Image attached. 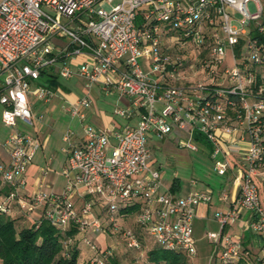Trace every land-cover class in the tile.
<instances>
[{
    "label": "built area",
    "instance_id": "built-area-1",
    "mask_svg": "<svg viewBox=\"0 0 264 264\" xmlns=\"http://www.w3.org/2000/svg\"><path fill=\"white\" fill-rule=\"evenodd\" d=\"M114 1L0 0V121L7 129L0 137V187H8L0 213L11 214L17 205L25 214L41 210L37 226L42 219L61 232L74 225L78 232L63 241L64 251L78 241L91 254L88 264H106L112 251L100 249L86 233L106 231L105 222L126 248L140 249L137 232L120 224L124 209L122 215L133 214L145 237L193 257L195 210L211 203L213 191L194 188L176 197L162 184L159 169L147 164L151 137L176 130L180 148L197 151L203 138L216 174L232 173L238 195L215 213L220 232L207 233V239L219 247V264L247 260L241 240L222 232L245 211V230L264 236V0ZM251 1L254 12L247 7ZM227 7L241 16L240 28ZM48 69L62 80L79 79L86 92L97 85L105 94L129 98L114 114L135 117L136 123L86 124L79 143L69 142L74 133L67 128L66 187L24 197L27 169L41 143L16 124L32 125L31 97L45 104L56 95L44 84L29 88L28 81ZM88 92L64 107L71 117L82 119V110L91 107ZM73 194L81 199L78 209Z\"/></svg>",
    "mask_w": 264,
    "mask_h": 264
},
{
    "label": "rangeland",
    "instance_id": "rangeland-1",
    "mask_svg": "<svg viewBox=\"0 0 264 264\" xmlns=\"http://www.w3.org/2000/svg\"><path fill=\"white\" fill-rule=\"evenodd\" d=\"M115 3H117V0L113 2V4ZM247 7L250 12H254L256 10L255 4L252 1L247 4ZM226 12L230 15L232 24L237 28H240L241 24L239 21L241 16L228 7L226 8ZM139 62L142 64L143 71H148L149 68L144 59L140 57ZM28 83L31 90L43 85L42 79L29 80ZM62 84L67 87L58 89L57 93L59 96L55 95L52 97L48 105H45L41 101H37L35 98H31V126H26L20 121H17L16 124L17 129L23 130L29 135L37 138L41 143L43 142L42 147L37 150L35 156L33 157L30 168L27 169L28 177L35 176V179L31 182L29 179H26V184H32L33 181H36L37 179V192H52L50 186L48 185V182L52 177L57 179V188L59 190L63 183H67V177L62 173L65 167V153L62 149L68 147V142L63 140V135L67 128H70L74 133L70 138L69 142H71L76 134L82 133V127L85 124H93L88 121H84L79 124L75 118H71L69 113L63 111L64 107H69L71 104L69 95H66L65 93L82 96L87 94V92L83 87L76 86V84L81 85V83L76 79L62 80ZM119 97V94L115 92L109 96H102L94 99L96 106L98 108H102V110L107 113H105L107 115L105 116L107 122L100 126V128L115 126L117 121L122 120L112 114L113 110L117 107H124L122 102H119L120 105H118L117 99ZM53 106L55 107L53 110L54 112H51L50 109ZM40 115L42 116L41 118ZM5 133H7V129L3 127L0 121V137ZM178 137L179 135L176 130L163 138H158L153 135L149 140L151 153L149 159L147 160V164L151 168L159 169L162 184L176 197L186 196V193L190 192L193 188L204 189L206 188V185L210 186L213 191L211 202L212 207L209 209L207 218L194 219L193 221V238L196 253L193 257H187V263L219 264L217 251L219 247L207 239V233L214 232L218 234L220 232V225L214 220V215L217 212L225 211L228 207H224L220 204L216 205V197L218 191H224V187L229 184H226V182L229 181L226 177L219 176L214 171L213 160L210 158L209 154L210 147L203 138L200 139L198 150L190 151L178 146ZM41 171H45L43 178L38 177V172ZM174 179L177 181L178 187L171 190ZM192 181L196 182L194 186L191 185ZM65 187L66 185H64L59 193L62 192ZM233 187L235 188V185H233ZM76 197V194H73L72 201L74 207L78 209L81 202L78 201ZM13 212L14 214L12 213L11 215L19 219L18 223L20 226H29L31 224L28 214L24 215L16 208H14ZM94 213L98 218H100V220L103 219L102 210L98 205L94 207ZM243 215H246L245 211H243ZM120 224L124 228H131L135 231L139 230L133 214H120ZM103 225L106 231L88 229L86 236L100 249H110L112 251L114 263H112V259L110 258L106 264H152L148 261L146 254V252L154 246L151 240L143 237L140 249H128L125 247L118 232H111L108 228H106L107 226L105 225V222H103ZM241 229L245 230V223L243 220L238 219L233 225H230L224 232H222V237L224 238L230 236L241 240V238L248 237L252 234L251 231L242 232ZM239 231H241L242 235L239 234ZM73 245L80 247L79 251H81V254L79 256V261H82L89 253L87 247L78 241H76ZM258 246H252L254 248V252L256 253H259L260 251ZM89 255L91 254L89 253ZM262 258L263 256L260 259Z\"/></svg>",
    "mask_w": 264,
    "mask_h": 264
},
{
    "label": "trees",
    "instance_id": "trees-1",
    "mask_svg": "<svg viewBox=\"0 0 264 264\" xmlns=\"http://www.w3.org/2000/svg\"><path fill=\"white\" fill-rule=\"evenodd\" d=\"M251 35L263 39L255 32ZM236 51L238 52V48ZM40 79L46 87L52 90L56 91L64 87L62 80L52 69L43 70ZM177 187L178 183L174 179L171 190ZM124 212L126 210H121V214ZM36 221L39 220H34L29 226H20L18 218L11 214L0 213L1 264H88L87 260L79 262V246L72 245L67 251H64L62 246L66 238L77 234L76 226L71 225L68 230L61 232L43 219L38 226ZM136 232L140 236L142 246V238L145 236L140 228ZM153 245L146 252L148 261L152 264H188L185 253L166 250L156 242H153ZM258 263L252 262L248 257L247 260L241 259L236 264Z\"/></svg>",
    "mask_w": 264,
    "mask_h": 264
},
{
    "label": "crops",
    "instance_id": "crops-1",
    "mask_svg": "<svg viewBox=\"0 0 264 264\" xmlns=\"http://www.w3.org/2000/svg\"><path fill=\"white\" fill-rule=\"evenodd\" d=\"M62 80V79H61ZM70 80H72V79H70ZM76 80H78L80 83H81V81L79 80V79H76ZM64 86V85H63ZM76 86L77 87H83V85H82V83H81V85L79 84V85H77L76 84ZM64 87H67V86H64ZM84 88V87H83ZM85 89V88H84ZM86 90V89H85ZM88 92V91H87ZM113 93H115V91L114 92H111V93H109V94H105L101 89H100V87L99 86H97V85H94L90 90H89V92H88V94H89V96H90V98L92 99V105H91V107L89 108V109H86V110H82V113H83V118L82 119H79L78 117H71L72 119H76L77 120V122L79 123V124H81L82 122H84V121H88L89 123H93V124H90V125H93V126H96V127H100V126H102V125H104V123H106L107 122V120L105 119L106 117L105 116H107L106 114V112L105 111H103L102 110V108H98L97 106H96V104H95V102H94V99H96V98H99V97H102V96H109L110 94H113ZM66 95H69V97H70V101H71V104L72 103H74L79 97H81V96H77V95H75V94H69V93H65ZM64 94V95H65ZM58 95V93H57V90H56V96ZM59 96V95H58ZM120 96V95H119ZM31 98H33V97H31ZM117 102H118V105H120L119 104V102H122L123 104H124V107H127L129 104H130V99L129 98H127V97H123V96H120L118 99H117ZM49 104V102L48 103H45V105H48ZM123 106V105H122ZM54 106L53 107H51V109H50V111L51 112H54L53 110H54ZM118 108V107H117ZM115 110V109H114ZM114 110H113V115L114 116H116L115 114H114ZM63 111L64 112H66V113H68L67 111H65L64 110V108H63ZM106 113V114H105ZM135 123H136V118L135 117H133V118H131V119H128V120H119V121H117V123L115 124V126L114 127H119V126H122V125H130V126H134L135 125ZM86 125V124H85ZM82 139H83V127H82V133H78V134H76L75 136H74V138H73V140H72V142H77V143H79V142H81L82 141ZM41 143V142H40ZM42 144H43V142L41 143V146L40 147H42ZM39 147V148H40ZM62 151L65 153V148H63L62 149ZM37 152V151H36ZM36 154V153H35ZM35 156V155H34ZM5 158V157H4ZM32 162V161H31ZM30 165H31V163H30ZM30 165L28 166V168H30ZM64 165H65V167H66V165H67V156H66V153H65V159H64ZM63 165V166H64ZM38 174H39V176L38 177H41V178H43L42 177V175H41V172H38ZM35 176H29L28 177V175H27V173H26V179H29V181L31 182L33 179H35L34 178ZM37 177V176H36ZM222 177H226L227 179H228V181L229 182H226V184L227 183H229V184H227V186H225L224 187V191H218V193H217V197H216V205H223L224 207H229L232 203H233V201L236 199V197H237V195H238V189H237V187L235 186V188L233 187V184H232V181H231V178H232V173L229 171V172H227V174H225L224 176H222ZM35 181V180H34ZM34 181H33V183L32 184H26V186L23 188V190H22V194L24 195V197H27V196H29V195H31V193L32 192H34V191H36V189H37V183H38V180L36 179V181H35V183H34ZM255 181H256V183L259 185V187H260V190H262L261 188V183H260V181H259V179L258 178H255ZM33 185V186H32ZM48 185L50 186V188H51V191L53 192V193H59V191L64 187V185H66V183H63L62 185H61V187H60V190L57 188V185H58V182H57V179L56 178H54V177H52L50 180H49V182H48ZM205 187H210V186H208V185H206ZM56 189H57V191H56ZM194 189V188H193ZM199 189V188H198ZM80 190H81V188L78 190V192H80ZM6 192H8V187L7 186H3V187H0V193H2L0 196H2L3 194H5ZM189 192H187L186 193V195L188 194ZM212 195H213V193H212ZM77 198V200L78 201H80L81 202V199L80 198H78V196L76 197ZM212 202V201H211ZM261 202H262V206H264V196H263V193H262V196H261ZM212 207V203H210V204H200V205H198L197 207H196V210H195V217H194V219L196 220V219H203V218H207L208 217V214H209V209ZM213 207H214V205H213ZM14 208H16L18 211H20L19 210V208H18V206L17 205H14ZM264 208V207H263ZM21 212V211H20ZM13 214H14V212H12ZM11 213V214H12ZM21 213H23V212H21ZM24 215H29L28 217L30 218V220H31V222H33L34 220H36L40 215H41V210L40 209H38V210H35V211H33L32 213H27V214H25V213H23ZM239 220H243V222L245 223V221L247 220V215H242V217L239 219ZM194 221V220H193ZM233 225V224H232ZM230 225H228V226H225L224 227V229H223V232L229 227ZM241 231L242 232H250V231H245L244 229H241ZM241 231H239L238 233L240 234V235H242V233H241ZM193 233H194V222H193ZM241 243H242V246H243V248H244V250L245 251H247L248 252V257H249V259L252 261V262H255V263H258V261H260V260H264V236L263 235H259V234H255V233H252L250 236H248V237H243V238H241ZM259 245V246H258ZM259 247V253L257 252H254V248L253 247ZM89 251V250H88ZM90 253V252H89ZM89 253H88V255L82 260V261H79V262H84L85 260H87L91 255H89ZM80 254H81V251L79 252V256H80ZM195 256V255H194ZM263 256V258L262 259H260L261 257ZM112 259V263H114V259L113 258H111Z\"/></svg>",
    "mask_w": 264,
    "mask_h": 264
}]
</instances>
